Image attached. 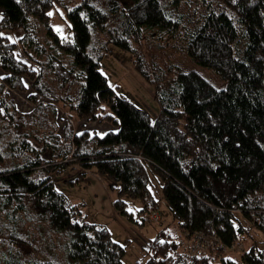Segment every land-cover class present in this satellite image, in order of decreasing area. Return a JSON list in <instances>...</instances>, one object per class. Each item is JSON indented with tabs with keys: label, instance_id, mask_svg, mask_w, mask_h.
<instances>
[{
	"label": "trees",
	"instance_id": "1",
	"mask_svg": "<svg viewBox=\"0 0 264 264\" xmlns=\"http://www.w3.org/2000/svg\"><path fill=\"white\" fill-rule=\"evenodd\" d=\"M55 5L68 36L49 24ZM0 17V264H122L109 229L54 188L53 174L73 163L118 181L124 214L122 195L141 213L159 209L160 183L178 232L160 227L145 264H232L214 251L188 255L193 233L226 246L251 228L264 237V0H0ZM42 24L68 65L39 41ZM111 44L155 85L154 121L100 71ZM88 122L113 128L98 135ZM241 251L238 264H264V247Z\"/></svg>",
	"mask_w": 264,
	"mask_h": 264
},
{
	"label": "rangeland",
	"instance_id": "2",
	"mask_svg": "<svg viewBox=\"0 0 264 264\" xmlns=\"http://www.w3.org/2000/svg\"><path fill=\"white\" fill-rule=\"evenodd\" d=\"M65 1L71 7L78 0ZM49 13H52L51 16L49 15V24L52 29L61 37L68 36L70 23L64 6L55 5ZM35 32H37L36 35L39 36V41L47 50L62 56V58L64 57V64L68 65L70 63L71 58L69 56L62 55L61 52L56 51L51 46L53 45V38L47 34V29L43 24ZM21 33V31H16L12 33V37L19 39ZM38 57L42 59L41 55ZM99 65L100 71L107 77L108 84L114 87L118 93L123 94L136 107L147 111L151 121H154L160 110L154 96L155 85L147 82L143 75L139 74L130 60V54L111 44L109 56L103 58ZM191 68L196 72H200L207 81L213 83L217 88L223 87L224 83L221 82V79H218V75L211 69L201 67L198 64H192ZM11 94L22 111L29 107L24 92L11 91ZM104 109L108 111L106 107ZM62 116L65 120L70 118L67 114L60 113L59 117ZM70 121H72L75 130L83 127L80 126L83 123L80 120L71 118ZM60 125H62L61 122ZM84 128L101 135L108 130H112L113 127L108 123L88 122L85 123ZM81 171L84 172L82 175H80ZM53 178L54 188L79 209L82 218L91 223L106 226L110 231L111 239L124 247L122 264H145L149 256V242L160 227L166 226L170 232H178L161 194L160 183L154 179H152L151 190L158 200V210L161 216L160 221L156 223L150 219L148 214L139 211L142 208L140 200H134L129 195L121 196L126 202L125 207L128 211L127 214L122 213L114 204L115 200L120 197L118 196L120 186L118 181L111 179L107 174H100L94 165L85 167L73 163L61 169L59 173L53 174ZM245 225L248 226L250 223H245ZM249 233L250 235H241L237 241L243 245L242 249L248 250L253 242L258 244L259 247H264V237L261 233L254 228H251ZM241 253V250L238 252L232 251L227 256L232 264H238Z\"/></svg>",
	"mask_w": 264,
	"mask_h": 264
},
{
	"label": "built area",
	"instance_id": "3",
	"mask_svg": "<svg viewBox=\"0 0 264 264\" xmlns=\"http://www.w3.org/2000/svg\"><path fill=\"white\" fill-rule=\"evenodd\" d=\"M148 216L153 222H158L161 219L158 208H153L149 211ZM187 254L194 257L196 254L205 251H214L216 256L220 258L227 257V254L232 251L238 252L242 250L243 245L240 242L232 243L231 246L223 245L217 236L207 238L202 234H190L186 239Z\"/></svg>",
	"mask_w": 264,
	"mask_h": 264
},
{
	"label": "snow or ice",
	"instance_id": "4",
	"mask_svg": "<svg viewBox=\"0 0 264 264\" xmlns=\"http://www.w3.org/2000/svg\"><path fill=\"white\" fill-rule=\"evenodd\" d=\"M233 2H235V0H233ZM48 15H50V16H51V15H52V13H48ZM0 18H2V17H0Z\"/></svg>",
	"mask_w": 264,
	"mask_h": 264
}]
</instances>
